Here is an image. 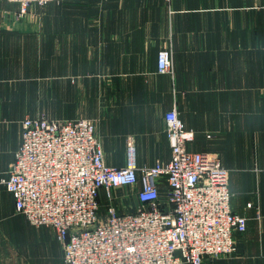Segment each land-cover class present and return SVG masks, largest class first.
<instances>
[{
    "label": "crops",
    "instance_id": "crops-1",
    "mask_svg": "<svg viewBox=\"0 0 264 264\" xmlns=\"http://www.w3.org/2000/svg\"><path fill=\"white\" fill-rule=\"evenodd\" d=\"M29 10L41 24L14 20L19 6L0 0V60L17 55L12 69L21 54L59 60V73L54 64L45 73L60 78L59 91L53 82L45 91L60 100L45 104V117L96 120L106 164L125 167L133 142L144 168L170 161L164 117L177 109L195 133L191 149L220 157L231 210L247 219L236 253L205 264H264V0H54ZM162 49L172 51V74L158 72ZM28 67L9 74L0 66V79L12 77L0 81V181L21 146L23 120L41 116L38 73ZM137 191L114 189L113 201L102 192L101 219L109 206L134 212ZM166 191L164 184L162 197ZM63 263L53 229L31 225L0 185V264Z\"/></svg>",
    "mask_w": 264,
    "mask_h": 264
},
{
    "label": "built area",
    "instance_id": "built-area-1",
    "mask_svg": "<svg viewBox=\"0 0 264 264\" xmlns=\"http://www.w3.org/2000/svg\"><path fill=\"white\" fill-rule=\"evenodd\" d=\"M7 1L24 15L32 5L54 0ZM158 72L173 73L170 49L159 52ZM164 120L168 163L139 168L131 142L126 166L114 168L105 162L93 121L26 117L21 146L0 185L31 225L53 229L63 264H205L207 258L231 257L247 219L231 210L229 172L217 154L191 149L195 133L177 109ZM126 186L138 189L137 209L119 213L109 206L101 219L102 192L113 201V190Z\"/></svg>",
    "mask_w": 264,
    "mask_h": 264
},
{
    "label": "rangeland",
    "instance_id": "rangeland-1",
    "mask_svg": "<svg viewBox=\"0 0 264 264\" xmlns=\"http://www.w3.org/2000/svg\"><path fill=\"white\" fill-rule=\"evenodd\" d=\"M47 6V5H46ZM46 6H43L41 8H44ZM8 15V12L6 11L5 15ZM42 15L39 14H32L30 12V10H28V12L24 15L19 14V11L15 13L14 16V20L18 21V22H40L38 24H41L42 22ZM41 31V30H40ZM12 33H9L8 31H5V37L8 36H12ZM41 34L38 33L37 36H40ZM30 36L29 33L27 32H22L21 37L23 38H28ZM32 36V35H31ZM45 53L43 52H37L36 56L33 58L31 56L30 59H28L27 55L21 54L18 56L19 58V62H20V68H15L12 69V65L16 64V58L17 55H15V61L12 60V55H6L2 60H0V66L3 67V72L5 73H9V74H13V72H17L18 70L21 71V73H26L28 72L29 67L31 66L34 67L37 70L38 76H37V80L35 81L34 78H32L35 81V84L38 86H40V91H37V93L35 94V98H36V103L37 106L39 107V112L37 114L41 115V116H48L45 112V104H48L50 102H52L53 104H56L57 102L59 103L60 97H59V92L58 94H53L54 91L51 93V91L46 92L45 88L47 87L48 84H51V82L55 83L57 86L56 88H58L57 90L59 91V83H60V78L59 77H52V76H45V73L48 72L47 70H49L51 68V64H54L55 66L59 64V60H49V59H45ZM46 66L48 68H46ZM1 69V68H0ZM54 72L59 73V66L53 67ZM16 78V77H15ZM21 80L24 79H29L28 76H24V77H18ZM12 80L11 78H2L0 79V81H10ZM47 84V85H46ZM51 89V87H50ZM46 101H48L46 103ZM59 105V104H58ZM29 117V115L27 116ZM94 123H96V120H91ZM225 258V257H223ZM212 259H217V258H212Z\"/></svg>",
    "mask_w": 264,
    "mask_h": 264
}]
</instances>
